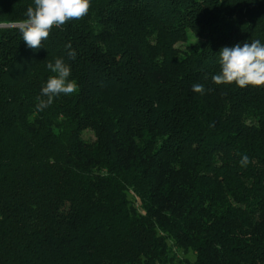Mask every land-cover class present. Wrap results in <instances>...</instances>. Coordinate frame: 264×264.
<instances>
[{
	"label": "trees",
	"instance_id": "16d2710c",
	"mask_svg": "<svg viewBox=\"0 0 264 264\" xmlns=\"http://www.w3.org/2000/svg\"><path fill=\"white\" fill-rule=\"evenodd\" d=\"M90 4L35 50L0 26V264H264V87L212 81L264 0ZM56 58L78 91L38 111Z\"/></svg>",
	"mask_w": 264,
	"mask_h": 264
},
{
	"label": "clouds",
	"instance_id": "9594fccd",
	"mask_svg": "<svg viewBox=\"0 0 264 264\" xmlns=\"http://www.w3.org/2000/svg\"><path fill=\"white\" fill-rule=\"evenodd\" d=\"M90 0H34V6H28L26 18L14 23L22 34V39L29 48L39 49L42 42L47 40L53 27L66 25L69 21H78L88 15ZM68 56L75 59L76 53L71 50ZM220 72L212 76L216 85L235 84L240 88L249 85L264 87V44L259 40L242 46L237 43L232 47H223L219 51ZM47 68L54 73L50 76L37 97V110L49 107L55 97L61 94L71 96L78 91V86L71 76L70 65L62 58L49 62ZM192 90L200 95L205 94V86L200 83L193 84ZM212 91V89H207ZM250 163L247 155L242 156L240 165L246 167Z\"/></svg>",
	"mask_w": 264,
	"mask_h": 264
},
{
	"label": "rangeland",
	"instance_id": "374dc122",
	"mask_svg": "<svg viewBox=\"0 0 264 264\" xmlns=\"http://www.w3.org/2000/svg\"><path fill=\"white\" fill-rule=\"evenodd\" d=\"M84 136H85V138H88V139H94L95 138L93 132H91L89 130L84 133Z\"/></svg>",
	"mask_w": 264,
	"mask_h": 264
},
{
	"label": "water",
	"instance_id": "95a60500",
	"mask_svg": "<svg viewBox=\"0 0 264 264\" xmlns=\"http://www.w3.org/2000/svg\"><path fill=\"white\" fill-rule=\"evenodd\" d=\"M14 24H2L0 26H13Z\"/></svg>",
	"mask_w": 264,
	"mask_h": 264
}]
</instances>
